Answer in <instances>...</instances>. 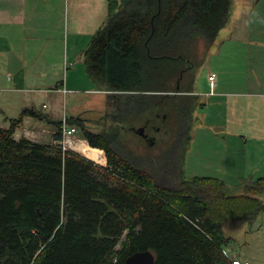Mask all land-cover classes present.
<instances>
[{
	"label": "trees",
	"instance_id": "16d2710c",
	"mask_svg": "<svg viewBox=\"0 0 264 264\" xmlns=\"http://www.w3.org/2000/svg\"><path fill=\"white\" fill-rule=\"evenodd\" d=\"M231 9L232 0H108L106 21L82 53L84 71L114 101L116 115L130 116L126 129L142 123L153 137L163 134L151 144L142 136V147H172L178 169L157 178L139 155L124 153L113 127L93 132L67 118L104 153L102 166L55 145L16 140L22 117L9 120L0 127V264H123L146 250L154 264H231L223 227L257 222L264 178L241 179L230 193L219 178L187 179L180 169L199 105L194 76L183 83ZM122 99L128 103L118 105ZM60 123H52L55 142Z\"/></svg>",
	"mask_w": 264,
	"mask_h": 264
},
{
	"label": "crops",
	"instance_id": "0c3cea01",
	"mask_svg": "<svg viewBox=\"0 0 264 264\" xmlns=\"http://www.w3.org/2000/svg\"><path fill=\"white\" fill-rule=\"evenodd\" d=\"M107 11L108 0H0V92L5 94L0 95L3 104L0 113L4 115L0 116V127L8 128L9 120L21 116L22 122L14 131V139L24 137L53 145L56 131L52 123L61 117L46 115L48 105L43 103L39 108L38 101L33 103L25 94L46 92L60 96L63 89L77 91L68 77L79 72L68 71V68H72L74 61L82 60V53L92 36L104 25ZM239 11L235 13L232 4L228 23L213 44L221 33L225 36L220 42L224 67L208 75L207 92L193 88L191 93L198 96L199 109L204 113L203 119L198 121L199 127L193 129L192 126V130L197 131L200 138V127L205 129L202 127L204 120L210 119L213 122L210 128L215 125L214 128L225 136L207 142L206 148L215 150L213 160L218 166L215 178L222 179L234 193H237L241 179L264 178V0H253L245 10ZM238 14L242 15L241 23L245 27L240 67L236 64L239 60L224 50L226 38H235L239 28ZM225 29L229 30L225 33ZM66 70L67 81L64 83L61 77ZM211 76H214L213 87L209 80ZM29 110L38 111L41 117H34ZM6 113L10 114L6 116ZM122 131L142 137L143 124H134ZM203 136L206 141L207 136ZM155 138L152 135L151 139ZM229 146L232 148L230 158L224 160ZM236 166L241 174L226 182V171L232 173ZM231 242L227 245L232 251L230 255L251 264L255 257L249 256V251L244 254L240 246L232 247Z\"/></svg>",
	"mask_w": 264,
	"mask_h": 264
},
{
	"label": "rangeland",
	"instance_id": "374dc122",
	"mask_svg": "<svg viewBox=\"0 0 264 264\" xmlns=\"http://www.w3.org/2000/svg\"><path fill=\"white\" fill-rule=\"evenodd\" d=\"M252 1L253 0H232L234 12L237 13V11L239 10L240 11L245 10L247 6H249L252 3ZM239 14H238L239 28L237 29L236 34H234L233 36L235 38L232 37L226 38V41L228 42L224 44V50L226 52L228 50V54L230 55L232 54L235 58L239 60L238 62H236V64H239L240 67L242 60L241 58L244 52L245 27H243V23H241L243 22V19L241 17L242 15L240 16ZM233 15L235 14L233 13ZM228 30L229 29H225V33ZM224 38L225 36H223V34L221 33L216 41V44L213 45L208 50L203 64L199 66L197 69H195L193 73L189 74L186 77V81L183 83V85L187 83L188 77L194 76L195 78V82L193 85L194 90L198 92L199 91L207 92L209 90L208 89L209 85L207 82L208 75L214 71H219L224 67V64H221L222 61L220 57L223 52V48H221L222 44H220V42H222ZM74 62L75 63L72 65V68H68L69 69L68 71H76L79 73L75 75L71 74V77H68V81L73 82L72 86L77 91L74 92L66 91L65 93L62 92L63 94H61L60 96L59 95L54 96L46 92H39L34 94L29 93V94H25V96L28 97V99H32L33 103H36L38 101V103L36 104L38 105L39 108H41L43 103L47 104L49 111L45 112V114L51 116L56 115L58 116V118L61 117L60 122L64 117L63 115H66L67 118L73 116L76 118H80L81 120L84 121V124L93 132H101L113 127V129L117 133L118 132L120 133V138L123 143L122 149L124 150V153L128 154L133 152L136 155H139L141 157V164L145 165L146 169L154 170L155 171L154 174L157 178H160L162 173L169 172V168L178 169L174 165L175 153L172 147L168 145H159L153 149H150L148 147H146L147 149H144L142 147L143 144L141 142L142 139L140 136H137L136 134L131 132L122 131L124 130V128L130 125V119H131L130 116L129 117L126 116V114L123 112L119 113V115H116V113H114L115 110L112 107L114 105V101L112 99H109L105 92L99 91L96 85L90 81V79L84 72V67L82 66L83 65L82 60H77ZM66 72L67 70L64 72V75H62L61 77L64 83H66L67 81ZM6 78H7L6 75H4V80ZM0 95H5V94L0 92ZM166 101L167 103L170 102L169 100ZM166 101H164L162 104H165ZM125 103H128L126 102L125 99L118 101V105L119 104L124 105ZM129 103L136 104L137 100L133 99L129 101ZM141 103L142 101L139 102V104ZM1 107H3L2 103H0V108ZM197 107L198 108L196 109V111H194L193 114V120H194L192 123L193 129L199 127L197 126L198 121L199 119L202 120L204 117L203 116L204 113L202 112V110L199 109L200 104ZM8 114L10 113H6L5 115L7 116ZM0 116H4V115L0 113ZM11 116H13V113ZM204 121L205 123L204 126L202 127H205V129L201 127L199 129L200 138L198 137L197 131L196 132H194L193 130L191 131L190 134L191 141L187 145V149L184 152V158L182 164H180V169L183 172L184 177L187 179H190L192 177H205V176L215 178L217 175L216 169L218 166L216 161L213 160V158H215V150L214 148H210V150H208L206 148V144L212 141L221 140L222 137L225 136L221 135L223 134L221 130L217 131L216 127L214 128L215 125L212 126L213 129L210 128L209 125L213 124V122L210 119L208 120L205 119ZM0 123H2V121H0ZM141 126H137L136 128H139ZM52 128L53 130H56L54 125ZM201 129L203 130L201 131ZM147 133L151 135L153 134L151 131ZM214 134H219V136H215ZM203 135L207 136L206 141L202 139ZM162 138H164L162 133L157 134L156 141L162 142L163 141ZM71 140H72V144L68 145L67 147L69 151L77 153L82 157H85L86 159L94 162L95 164L102 166L106 165L104 153L100 150L91 148L87 144V142L83 139L81 131H79L78 128L76 130V133L71 137ZM136 142L139 143V146H137ZM229 144L231 143L229 142ZM53 145L59 148L60 142H53ZM83 145L87 146L92 152H94L95 154V157H93L94 160L90 158L92 157L91 155L85 154L81 151V147ZM231 150L232 148L231 146H229L228 155L223 156L224 160L225 158L226 159L230 158L229 154ZM199 153L200 155H198ZM239 165L241 167V164H238V166ZM238 166H236L237 167L236 170H234V172L232 173L226 171V174L224 176V178L227 180L226 182H231L235 176L241 174ZM228 190L230 193H234L233 188H228ZM223 230L225 235L232 239L231 242L232 247L240 246L244 254H246V252L249 251V256L252 255L255 257V259L253 260V262H251V264H263L264 213L261 215V217L257 220V222L254 225L248 226L243 223L228 224L223 227ZM224 250L226 251L227 254L232 253L231 249L227 246L224 247Z\"/></svg>",
	"mask_w": 264,
	"mask_h": 264
},
{
	"label": "built area",
	"instance_id": "2783aa9c",
	"mask_svg": "<svg viewBox=\"0 0 264 264\" xmlns=\"http://www.w3.org/2000/svg\"><path fill=\"white\" fill-rule=\"evenodd\" d=\"M210 84L213 87L214 86V76L209 77ZM63 93L66 92V90L63 89ZM64 117L61 120L60 123V134H61V141L60 142V149L62 152H68L67 149L68 145L72 144L71 137L76 133L77 128L73 125H70L67 121L66 115H63ZM223 254L231 261V264H247L242 263L239 259L232 257L230 254H227L225 250H223Z\"/></svg>",
	"mask_w": 264,
	"mask_h": 264
},
{
	"label": "water",
	"instance_id": "95a60500",
	"mask_svg": "<svg viewBox=\"0 0 264 264\" xmlns=\"http://www.w3.org/2000/svg\"><path fill=\"white\" fill-rule=\"evenodd\" d=\"M142 133V131H139ZM151 144L152 140H148ZM155 263V256L153 252L146 250V251H139L135 252L134 254L130 255L126 258L123 264H154Z\"/></svg>",
	"mask_w": 264,
	"mask_h": 264
},
{
	"label": "bare ground",
	"instance_id": "6f19581e",
	"mask_svg": "<svg viewBox=\"0 0 264 264\" xmlns=\"http://www.w3.org/2000/svg\"><path fill=\"white\" fill-rule=\"evenodd\" d=\"M81 151H82L83 153H85V154H89V155H91L92 157H90V158L94 160L93 157H95V154H94V152H92L87 146L83 145V146L81 147ZM88 157H89V156H88Z\"/></svg>",
	"mask_w": 264,
	"mask_h": 264
},
{
	"label": "flooded vegetation",
	"instance_id": "af4514ba",
	"mask_svg": "<svg viewBox=\"0 0 264 264\" xmlns=\"http://www.w3.org/2000/svg\"><path fill=\"white\" fill-rule=\"evenodd\" d=\"M143 130H144V132H146V127H143ZM157 131H159V130L157 129ZM144 132H143V134L141 136H144L146 140H152L153 141V139H151L152 135L144 134Z\"/></svg>",
	"mask_w": 264,
	"mask_h": 264
}]
</instances>
